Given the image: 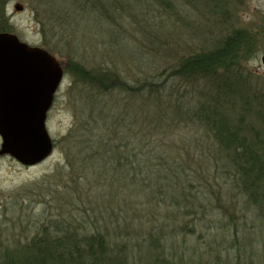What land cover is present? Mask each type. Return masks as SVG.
Returning a JSON list of instances; mask_svg holds the SVG:
<instances>
[{
	"label": "rangeland",
	"instance_id": "374dc122",
	"mask_svg": "<svg viewBox=\"0 0 264 264\" xmlns=\"http://www.w3.org/2000/svg\"><path fill=\"white\" fill-rule=\"evenodd\" d=\"M109 6L100 0H0V32L46 49L63 68L46 116L50 155L31 166L0 155V252L44 229L100 232L118 241L163 228L180 239L187 231L192 241L206 232L216 240L236 235L251 242L241 264H264V214L246 199L211 132L185 112L202 100L209 81L173 71L185 57L241 30L238 68L252 88L264 91V0H114ZM94 75L104 86L114 84L109 98L126 110L118 115L127 117L129 135H136L138 150L152 153L157 181L144 187L137 204L130 203L123 172L108 170L98 156L78 155L74 128L97 94ZM114 77L132 89L111 82ZM147 80L164 81L163 92L139 90ZM163 177L167 181L158 184Z\"/></svg>",
	"mask_w": 264,
	"mask_h": 264
},
{
	"label": "trees",
	"instance_id": "16d2710c",
	"mask_svg": "<svg viewBox=\"0 0 264 264\" xmlns=\"http://www.w3.org/2000/svg\"><path fill=\"white\" fill-rule=\"evenodd\" d=\"M100 1L114 6V0ZM242 35L241 30L233 31L212 49L185 57L173 71L187 76L200 74L209 81L202 100L188 105L185 112L211 132L218 149L234 168L246 199L264 214V91L252 88L238 68L236 45ZM91 80L97 83V94L85 106L88 117L83 121L76 118L81 130L74 128L76 141L81 144L78 155L98 156L108 170L123 172L130 188V203L137 204L146 195L144 187L154 186L157 181L153 176L152 153L149 149L138 150L136 135L132 131L129 135L127 117L118 115V111L126 110L109 98L116 88L114 84L105 82L104 86V81L97 80L95 75ZM118 80L114 77L110 81L122 82ZM125 82L121 86L124 90L129 85ZM163 84L164 81L147 80L139 90L160 95ZM101 95L105 97L103 101ZM66 154L70 156V151ZM160 156L162 153L158 152L156 158ZM163 181L167 178L163 177L158 184ZM183 227L184 223L179 230ZM164 231L161 228L146 234L132 233L116 241L100 232L79 235L68 229L60 233L44 229L20 247L0 252V264H241L246 246H251V242L241 241L236 235L216 240L206 232L200 235L202 239L192 241L185 236L187 231L182 230L181 239Z\"/></svg>",
	"mask_w": 264,
	"mask_h": 264
},
{
	"label": "water",
	"instance_id": "95a60500",
	"mask_svg": "<svg viewBox=\"0 0 264 264\" xmlns=\"http://www.w3.org/2000/svg\"><path fill=\"white\" fill-rule=\"evenodd\" d=\"M62 76V66L46 49L0 32V155L24 166L50 155L46 116Z\"/></svg>",
	"mask_w": 264,
	"mask_h": 264
}]
</instances>
